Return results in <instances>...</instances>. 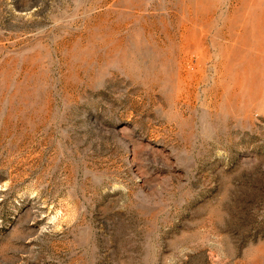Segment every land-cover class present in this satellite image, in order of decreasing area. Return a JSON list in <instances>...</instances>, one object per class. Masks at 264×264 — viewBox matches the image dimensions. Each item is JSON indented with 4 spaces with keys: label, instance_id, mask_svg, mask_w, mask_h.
Returning a JSON list of instances; mask_svg holds the SVG:
<instances>
[{
    "label": "rangeland",
    "instance_id": "1",
    "mask_svg": "<svg viewBox=\"0 0 264 264\" xmlns=\"http://www.w3.org/2000/svg\"><path fill=\"white\" fill-rule=\"evenodd\" d=\"M0 264H264V0H0Z\"/></svg>",
    "mask_w": 264,
    "mask_h": 264
}]
</instances>
